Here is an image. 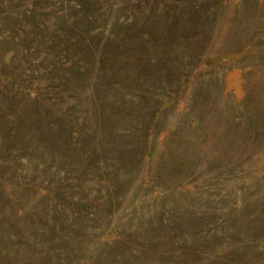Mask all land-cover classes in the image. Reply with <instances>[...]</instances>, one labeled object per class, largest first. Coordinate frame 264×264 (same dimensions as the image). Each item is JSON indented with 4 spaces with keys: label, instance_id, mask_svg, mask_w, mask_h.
Instances as JSON below:
<instances>
[{
    "label": "rangeland",
    "instance_id": "1",
    "mask_svg": "<svg viewBox=\"0 0 264 264\" xmlns=\"http://www.w3.org/2000/svg\"><path fill=\"white\" fill-rule=\"evenodd\" d=\"M0 264H264V0H0Z\"/></svg>",
    "mask_w": 264,
    "mask_h": 264
}]
</instances>
